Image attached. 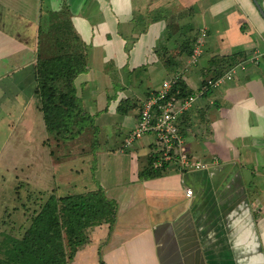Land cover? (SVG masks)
Instances as JSON below:
<instances>
[{"label": "crops", "instance_id": "1", "mask_svg": "<svg viewBox=\"0 0 264 264\" xmlns=\"http://www.w3.org/2000/svg\"><path fill=\"white\" fill-rule=\"evenodd\" d=\"M256 1L264 10V0ZM55 16L70 22L87 52L88 38L100 24L104 43H114L106 60L120 54L118 62H129L132 69L144 62L156 65L149 85L162 80L159 87L147 89L136 107L130 106L126 93L111 97L102 91L100 106L86 111H95L99 118L95 127L104 129L109 122L104 116L118 113L121 101L127 100L131 107L126 115L116 116L122 119L119 131L125 129L124 135L114 144L96 147L95 163L86 164L89 182L84 179L88 172L82 167L84 161L78 168H66L68 153L57 161L51 152L54 188L70 191L72 187L80 193L101 187L117 205L113 226L95 227L90 243L78 250L77 260L86 261L91 249L96 264H100L99 253L104 264H264V18L254 0H0V168L7 174L5 163L15 159L9 172L21 183L24 158L14 152L10 159L9 152L23 148L17 128L33 131L30 118L39 108L33 101L39 32ZM201 30L207 32L203 54L195 67L182 73L190 92L228 72L226 64L237 60L236 65L245 67L233 80L197 98L190 112L186 148L195 159L217 158L218 163L208 171L181 174L172 168L149 177L145 170L151 168L149 159L156 150L153 138L145 137L130 148L124 147V140L137 126L147 94L174 72L157 54L164 53L178 71L185 70L188 56L180 54ZM130 38L133 41L127 43ZM257 51L263 59L253 64L250 58ZM85 79L75 86L87 109L98 98H88L91 83ZM25 85H31L32 91ZM59 166H65L63 175ZM72 171L85 183L81 190L75 180L69 183L65 173ZM58 175L69 180L64 187L56 184ZM186 189L193 191L191 198Z\"/></svg>", "mask_w": 264, "mask_h": 264}, {"label": "trees", "instance_id": "2", "mask_svg": "<svg viewBox=\"0 0 264 264\" xmlns=\"http://www.w3.org/2000/svg\"><path fill=\"white\" fill-rule=\"evenodd\" d=\"M196 42L197 39L188 41L186 50L180 55L189 58ZM38 50L34 68L35 94L45 128L53 134L58 145L75 139L85 129L91 132L87 123L92 122L93 116L84 110L75 86L76 78L87 71L85 51L70 22L63 16H55L46 26H41ZM157 56L163 60L169 71L178 72V65L169 58L166 59L164 53ZM236 63L237 60L226 64V69H231ZM177 91L180 100L193 94L186 88L182 77L173 83L171 94ZM125 103L127 106H124ZM128 105L127 100L121 101L117 112L126 115L131 109ZM192 109L186 111L178 122L184 137L187 135ZM150 159L151 168L145 172L148 171L149 177L160 176L161 170L154 169ZM24 183L22 190L26 187ZM57 192L56 188L38 193L29 192L34 201L32 209L27 212L28 224L15 226L17 224L11 220L9 229L2 232L0 264H69L78 250L90 243L93 228L102 224L112 227L115 223L117 205L107 197L101 187L94 191L68 195H58ZM20 194L21 192L19 199H22ZM21 207L24 210L25 203ZM22 208H14L13 213L21 212ZM2 225L7 226L4 223ZM15 227L16 231L23 230L22 234L17 233ZM99 262L104 264L101 257Z\"/></svg>", "mask_w": 264, "mask_h": 264}, {"label": "rangeland", "instance_id": "3", "mask_svg": "<svg viewBox=\"0 0 264 264\" xmlns=\"http://www.w3.org/2000/svg\"><path fill=\"white\" fill-rule=\"evenodd\" d=\"M85 23L88 25L89 22L88 23L85 22ZM94 29H95V35L90 36L88 38L89 39L88 52L87 51L84 52V60H85V65L87 66V71L83 73V75L80 76L78 80L75 81V83L78 85L80 81L86 78L85 81L91 83L87 87L89 90V92H87L88 98L91 96H97L98 100L95 102L96 104L95 106L94 104L90 103L89 108L86 109L84 100H81V98H79L83 105L84 110L85 109H86L85 111H88V109L91 110L90 106L93 109L94 107H96L97 109L100 106L101 101L98 96L101 95L102 91L105 93V96L110 94L109 96L111 97L120 96L121 94L126 93L125 95H127V97L131 99L130 105H132L133 103H135V105H139V103L141 102V99L144 98L145 96L144 93L147 91V89L148 88L152 89L153 87H156V86L159 87L162 81L161 78H157L155 79L156 81L153 83L152 86L149 85V83H152L151 73L156 68V65H151L149 63L144 62L146 65L142 67L139 66V67L132 69L131 63L129 62H123L121 64L120 62H118V56L120 54H117L115 59L113 58L111 60H106V57L109 55V50H111L112 44L114 43H107V44L104 43L106 41V37L100 34V32L102 31V26L100 24L96 26ZM96 31L99 32L97 35H96ZM90 33H91V30H90ZM108 39L109 40L115 39V41H117L116 38L115 37L112 38V36H109ZM131 39L132 38L127 39V43L128 41H131ZM163 40L165 39L163 38ZM96 41H98V44H95ZM100 44L102 45L100 46ZM107 45H110V46L106 47ZM122 46L126 47L127 44L125 43V45H122ZM255 54L259 57V59H263V55L259 51H257L256 53H253L252 56H254ZM126 55L127 54H124V57H126ZM138 58L140 59V54ZM143 58H145V54L142 55V59ZM102 59H104V61ZM147 62H148V59H147ZM161 68L164 69L162 66ZM126 73L128 76H126ZM123 76L126 77L124 80H123ZM92 83L96 84L95 88ZM19 86H22V85H19ZM122 86L125 88L122 89ZM24 87L27 91L29 92L32 91L31 85L30 86L25 85ZM122 90H125V92H122ZM33 101H34V104L39 103L38 99H36V96ZM105 101L106 100L103 99V103H105ZM124 106H127V104L125 103ZM33 113H34L33 118H30V116H28L31 122L34 121V124L32 126L33 131L26 133L23 128L21 130L17 128L18 137L20 136L23 139V142L19 140V144H22L23 148L21 149V147H18L17 150L10 149L11 152H9L11 154L9 155L10 159L13 158L12 156L14 155V152H18V156H20L21 158V155H22L24 158V161L20 162V166L23 169L22 180L25 179L24 182L26 183L24 182L23 183L24 185H26V187H23V190H22L23 183L19 181H15V177H16L15 173L10 175L9 170L14 168L16 165L15 164L16 162H14L15 159L12 160L13 162L10 160V162L5 163L6 166L8 167L7 174H5L3 169L0 168V240L2 239V232L5 231V229L6 230L9 229L10 223H12L11 220H13L17 224L15 226H19V225L27 226L28 224L27 212L32 209L33 201H34V197H32L29 194V192L38 193L45 189L51 190L52 188H54V183H53L54 177H53V172L51 169L53 168V164H51V160H52L51 152L55 153L54 157L57 158V161L64 160L65 158H62V159L60 158L64 156L65 152H67L68 160H66L67 161L65 164L67 165L66 168H69L70 166L73 168L75 167L78 168L80 167V163L84 161L82 163V167L85 170L86 164H88L90 167L93 162V153L96 154L97 152L96 147L104 143L114 144V142L119 141L122 135H124L125 133V129L119 131V127L121 126V123L119 120H122V119L119 116L116 117L118 113L109 112L108 114H106L103 119L109 121L108 123L106 122V124L108 125H105L104 129H102V127H100L99 129V127H95L99 125L98 115L96 114L95 111H89V113H92L91 115L93 116V118L91 119L92 122L89 121L87 123L89 125L88 129H90L91 132H88V130L85 129V131L81 133L78 137H76L75 139L63 141L66 143H61L60 145H57V142L53 138V134H51V132L48 131L43 124L44 122L42 119L41 112L37 109L36 112H33ZM29 118H27V122L30 121ZM1 120L3 122L4 118H1ZM86 128H87V125H86ZM145 137L146 139L149 138L152 140L153 138L154 140L153 135L147 134L137 141H141ZM31 139H33L32 142H31ZM60 146H62V148ZM72 157L75 159H72ZM31 159H34L35 161L34 165L26 164V163L31 162ZM5 160L7 159L3 157V161ZM57 166L58 165L55 164L56 168ZM59 167L60 169H62L60 171L62 172L61 175H63L65 166H59ZM89 167H86V169H88V172H86L88 177L87 176L84 177L85 183L87 182V180L88 182L90 181V179H88L90 176V172H91ZM65 174L69 175L68 179L70 180V182L69 180L66 181L63 178L64 176L60 177L58 175L56 184L59 187L60 186L64 187L65 183H68V182L71 183L73 182V180H75L80 190L83 187V185H85L84 181L82 180L79 181V177L76 176L75 172L72 171L71 174H69V172ZM17 178H20V177H17ZM68 188L70 189V191L69 190L64 191L66 189H61V190L59 189L57 194L58 195H68V194L78 193L75 190H72L73 189L72 187H68ZM17 191L19 192L17 193ZM20 192H21L20 195L22 199H19ZM23 203H25L24 210L21 207ZM14 208H20V209L22 208V211L19 213H13V211L15 210ZM3 223L7 226H3L2 225ZM92 230H94V228ZM15 231H16V227H15ZM16 232L22 234L23 230H19ZM77 257L81 258V256H78L76 254V256L73 258V260L70 261L69 264H96L97 263V255L96 257H94L93 251L91 249L87 251L86 261L77 260ZM100 257H101V253H99V259Z\"/></svg>", "mask_w": 264, "mask_h": 264}, {"label": "built area", "instance_id": "4", "mask_svg": "<svg viewBox=\"0 0 264 264\" xmlns=\"http://www.w3.org/2000/svg\"><path fill=\"white\" fill-rule=\"evenodd\" d=\"M206 37V30H201L193 53L188 58V67L173 73L169 79L162 82L160 88L146 98L140 109L137 126L124 140V147L130 148L143 136L152 134L156 145V150L150 156L154 169L169 170L174 168L183 174L187 171H208L218 163L217 158H213L211 161H202L192 156L186 148V137L181 133L178 122L186 111L194 107L197 98L204 96L208 90L218 88L233 80L240 70H244L243 64L235 65L216 79L207 80L202 83L197 92L184 99H178L179 91L171 94L173 83L183 77L184 71L198 64L203 54ZM259 61L256 54L250 58V62L253 64H258ZM185 192L188 198L192 197L191 189H186Z\"/></svg>", "mask_w": 264, "mask_h": 264}, {"label": "water", "instance_id": "5", "mask_svg": "<svg viewBox=\"0 0 264 264\" xmlns=\"http://www.w3.org/2000/svg\"><path fill=\"white\" fill-rule=\"evenodd\" d=\"M254 2H255V4H256V6L258 7V9H259V11H260V13H261V15L263 16V18H264V10L259 6V4L257 3V1L256 0H254Z\"/></svg>", "mask_w": 264, "mask_h": 264}]
</instances>
